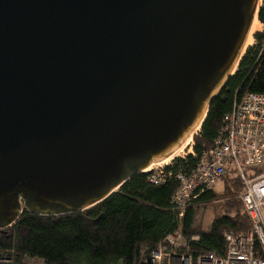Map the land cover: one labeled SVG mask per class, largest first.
I'll return each mask as SVG.
<instances>
[{"label":"water","instance_id":"water-1","mask_svg":"<svg viewBox=\"0 0 264 264\" xmlns=\"http://www.w3.org/2000/svg\"><path fill=\"white\" fill-rule=\"evenodd\" d=\"M259 0H0V228L86 210L171 157Z\"/></svg>","mask_w":264,"mask_h":264},{"label":"trees","instance_id":"trees-1","mask_svg":"<svg viewBox=\"0 0 264 264\" xmlns=\"http://www.w3.org/2000/svg\"><path fill=\"white\" fill-rule=\"evenodd\" d=\"M256 18L264 22V0ZM261 34L254 35V44L247 47L234 73L228 77L219 93L208 105L199 130L192 135L193 154L174 158L165 170L187 172L217 137L223 117L235 101L249 93L264 95V58L259 55ZM149 174L136 173L116 192L100 203L80 212L59 216H42L25 210L15 222L0 228V264H147L152 252L158 250L164 238L181 234L186 248L175 252L190 255L192 264L200 256L213 254L222 258L226 252L225 233H246L250 221L240 195L243 186L234 170L227 171L214 186L200 193L183 210L174 208L172 195L178 183L166 177L155 185ZM216 183V184H217ZM223 199V213L206 229L194 226L200 206ZM197 241H190L191 236ZM256 254L264 258L255 243Z\"/></svg>","mask_w":264,"mask_h":264},{"label":"built area","instance_id":"built-area-1","mask_svg":"<svg viewBox=\"0 0 264 264\" xmlns=\"http://www.w3.org/2000/svg\"><path fill=\"white\" fill-rule=\"evenodd\" d=\"M259 23L260 29L256 32L262 35L259 55L264 58V22ZM186 155L178 158L184 159ZM173 159L165 166L172 165ZM153 165L158 163L142 172L149 174L151 184L158 185L172 175L176 179L178 186L171 202L179 216L200 193L214 186L227 171L234 170L243 186L239 198L251 227L246 233L224 234V257L207 254L198 257L195 264H264V258L259 257L255 249L256 243L264 256V95L249 93L234 102L223 117L211 147L189 171L173 173L165 170V166L153 168ZM189 239V242L197 241L198 236ZM186 246L187 240L181 234H169L158 250L152 252L147 264H173V260L179 261L178 264H192L190 255L175 252Z\"/></svg>","mask_w":264,"mask_h":264},{"label":"rangeland","instance_id":"rangeland-1","mask_svg":"<svg viewBox=\"0 0 264 264\" xmlns=\"http://www.w3.org/2000/svg\"><path fill=\"white\" fill-rule=\"evenodd\" d=\"M262 1L263 0H259V6L262 4ZM254 21H255L256 26L259 30L260 29V23L256 17H255ZM256 32L251 33V35L249 36V44L246 45L245 48L254 44V42H255L254 34H259ZM198 130H199V128H197L194 131V133H196ZM192 135L189 137V145L188 146L184 147V145H182L171 157L165 159L163 162H159L158 165H153V168L155 166H165V164L170 162L172 158H178L182 154H189V152L193 153V151H192V144H193ZM188 150H189V152H188ZM222 187H223L222 182L217 183L214 186V190L220 191V190H222ZM222 213H223V199H221L219 201H215V202L208 204V205H205V206H200L196 210L195 219H194V226L198 227L199 229H206L209 227V225L211 224L213 219L221 216ZM26 263L27 264H40V261L33 259V260H27ZM172 263L178 264L179 261L173 260Z\"/></svg>","mask_w":264,"mask_h":264},{"label":"bare ground","instance_id":"bare-ground-1","mask_svg":"<svg viewBox=\"0 0 264 264\" xmlns=\"http://www.w3.org/2000/svg\"><path fill=\"white\" fill-rule=\"evenodd\" d=\"M256 31H258V28L256 26L255 21H253V23L251 25V28H250L249 36L251 35V33L256 32ZM249 36H248V38L246 40L245 46L249 44ZM183 145H184V147L189 145V138H187V140L183 143ZM188 152H189V150H188ZM163 161H161V162H163Z\"/></svg>","mask_w":264,"mask_h":264}]
</instances>
